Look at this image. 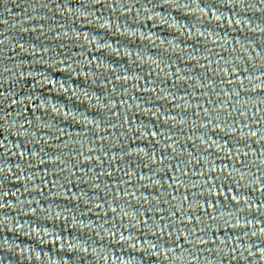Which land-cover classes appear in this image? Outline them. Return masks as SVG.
<instances>
[{
    "label": "water",
    "instance_id": "water-1",
    "mask_svg": "<svg viewBox=\"0 0 264 264\" xmlns=\"http://www.w3.org/2000/svg\"><path fill=\"white\" fill-rule=\"evenodd\" d=\"M261 29L260 0H0V264H264Z\"/></svg>",
    "mask_w": 264,
    "mask_h": 264
},
{
    "label": "snow or ice",
    "instance_id": "snow-or-ice-1",
    "mask_svg": "<svg viewBox=\"0 0 264 264\" xmlns=\"http://www.w3.org/2000/svg\"><path fill=\"white\" fill-rule=\"evenodd\" d=\"M241 2H243V0H241ZM260 3H261V4H264V0H260ZM234 6H235V5H234ZM244 6H245V7H252V5H248V4H245ZM81 7H83V5H81ZM234 22H238V21H234ZM261 31L264 32V29H261ZM12 103H15V101H12ZM2 110H3V109H0V111H2ZM7 114H8V113L5 112V115H7ZM21 115H22V113H21ZM24 122H25L26 124H29V125L31 124V121H28V120H26V119H25ZM21 128H23V125H21ZM25 131H26V129H25ZM58 131H62V130L58 129ZM252 134L255 135V133H252ZM241 178H243V177H241ZM185 199H187V197H185ZM232 199H235V197H233ZM114 211H115V210H114ZM230 215H231V214H230ZM210 219L215 220L216 218L210 216ZM201 223H203V221H201ZM227 223H228V221L225 220V225H227ZM186 227H187V226L185 225V228H186ZM201 231H203V230H201ZM262 231H264V229H262ZM193 235H194L193 231H192V230H188V237H191V236H193ZM253 235H255V233H253ZM185 239L187 240V238H185ZM197 240H199L200 244H207V243H208L206 240L203 239V236H198V237H197ZM187 242L190 243V244H192L193 247H196L194 241H192V240H187ZM173 243H175V242H173ZM222 244H223L224 247H228L227 241H223ZM134 246H135V245H133V247H134ZM149 247H150V248H156L157 246L154 245V244H150ZM217 248H218L219 251L223 252V248H221L219 245H217ZM168 251L171 253V255H169V256L166 257V259L168 260L169 264H175V261H177V260H179V259H182V257L179 256V255L175 252V249H174V248L168 249ZM182 251H183V250H182ZM199 251H200V249L197 248V252H199ZM230 251L235 252L236 249H235V248H230ZM250 254H253V253H250ZM262 254H264V250H262ZM189 255L192 256L194 259H199V257L196 255V253H193V252H191V251H189ZM253 255H254V254H253ZM102 258H103V257H102Z\"/></svg>",
    "mask_w": 264,
    "mask_h": 264
}]
</instances>
